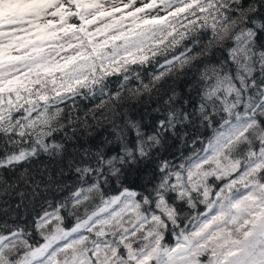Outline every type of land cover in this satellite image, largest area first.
<instances>
[{
    "label": "snow or ice",
    "instance_id": "snow-or-ice-1",
    "mask_svg": "<svg viewBox=\"0 0 264 264\" xmlns=\"http://www.w3.org/2000/svg\"><path fill=\"white\" fill-rule=\"evenodd\" d=\"M0 264H264V0H0Z\"/></svg>",
    "mask_w": 264,
    "mask_h": 264
},
{
    "label": "trees",
    "instance_id": "trees-1",
    "mask_svg": "<svg viewBox=\"0 0 264 264\" xmlns=\"http://www.w3.org/2000/svg\"><path fill=\"white\" fill-rule=\"evenodd\" d=\"M110 86L111 87H115L116 86L114 78H113V83ZM94 103H98V101H96V102H92V101H89V100H81V101H79V104H80V106H81V108L83 110H87L89 108H92Z\"/></svg>",
    "mask_w": 264,
    "mask_h": 264
}]
</instances>
